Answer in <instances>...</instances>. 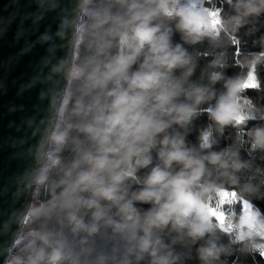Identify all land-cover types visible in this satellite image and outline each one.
<instances>
[{
	"label": "clouds",
	"instance_id": "clouds-1",
	"mask_svg": "<svg viewBox=\"0 0 264 264\" xmlns=\"http://www.w3.org/2000/svg\"><path fill=\"white\" fill-rule=\"evenodd\" d=\"M204 2L80 0L79 18L61 36L64 56L41 93L48 123L36 145L32 196L3 264H176L172 246L184 238L204 240L198 258L214 264L226 251L217 233L264 259V213L249 199L259 186L255 176L241 185L250 164L235 146L249 121L264 120L245 95L261 88L264 36L261 50L246 54L239 36L264 16V0ZM174 30L183 43L172 42ZM206 40L213 51L197 52L212 57L203 84L191 79L196 63L184 44ZM228 48L242 70L234 77L216 70L228 66ZM205 113L211 123L190 145L188 127ZM228 128L236 140L220 147ZM247 136L249 155L264 152V125ZM228 195L255 210L217 211Z\"/></svg>",
	"mask_w": 264,
	"mask_h": 264
},
{
	"label": "water",
	"instance_id": "water-1",
	"mask_svg": "<svg viewBox=\"0 0 264 264\" xmlns=\"http://www.w3.org/2000/svg\"><path fill=\"white\" fill-rule=\"evenodd\" d=\"M80 0H0V264L11 258L28 186L38 166L37 142L48 123L46 79L64 56L65 29L79 18ZM64 45V47H62Z\"/></svg>",
	"mask_w": 264,
	"mask_h": 264
},
{
	"label": "trees",
	"instance_id": "trees-1",
	"mask_svg": "<svg viewBox=\"0 0 264 264\" xmlns=\"http://www.w3.org/2000/svg\"><path fill=\"white\" fill-rule=\"evenodd\" d=\"M206 4L210 6V4L206 0ZM211 4L217 7L221 6L222 0H211ZM225 12H230V9L226 4L223 5ZM174 27V26H173ZM239 36L241 38V51L243 53L248 52H258L261 50V37L264 36V16L259 18L250 19L249 23L245 28H241L239 31ZM172 42L175 43H183L181 40L180 34L178 32H173ZM184 47L188 49L189 53L194 57V61L196 63L195 74L191 77L192 81L197 83L207 84V72L212 69H206V65L209 60L212 59L209 56L207 59L203 57L197 56V52L203 51H213L212 46L206 40L202 44L189 45L184 44ZM222 48H217L214 51H222ZM235 49L228 48L227 49V64L228 66L224 69H216L218 71H222L225 77H234L237 74L241 73V69L238 66H234V62L232 60V53ZM202 71L204 73V77L201 80ZM259 78L261 81L260 90H252L245 95L249 96L252 100V103L256 106L257 109L264 111V65H261L258 68ZM217 92L223 91L222 83L216 84ZM202 107H207V105H202ZM211 121L209 120L207 114H202L197 118H194L191 125L188 127L187 134V142L190 145L197 144V137L199 135L200 130L207 127ZM264 125V120L256 119L248 122V126L241 133V142L236 144V147L240 148L241 158L250 164V168L242 171L240 175L241 185L245 184L249 177L255 176L256 178L252 180L253 185L259 186V192L255 197H249V199L253 200L254 204L258 206L259 211L264 213V203H261L257 197H264V184H261V180H264V152L256 151L251 155L248 154L249 148V138L247 136L248 129H251L255 126ZM182 132L184 130H181ZM237 130L228 128L225 129L224 138L221 141L220 147H224L227 145H233L236 140ZM259 169V172H257ZM144 170H142L143 173ZM141 173V174H142ZM136 187V186H134ZM253 206V205H252ZM237 214L242 213L241 203L236 204ZM176 236V233L172 234ZM219 239L217 240V244L224 245L226 251L221 253L220 259L215 261L214 264H264V259L258 253L252 254L248 252L240 251L239 244H230L229 237L224 235L223 233H217ZM165 241L171 243L169 237H165ZM205 243L204 240L199 241L197 244L193 245L190 240L184 238L183 241L177 239V242L172 246L174 250V254H178L180 259L176 262V264H203L202 261L198 258L197 248L200 245Z\"/></svg>",
	"mask_w": 264,
	"mask_h": 264
},
{
	"label": "rangeland",
	"instance_id": "rangeland-1",
	"mask_svg": "<svg viewBox=\"0 0 264 264\" xmlns=\"http://www.w3.org/2000/svg\"><path fill=\"white\" fill-rule=\"evenodd\" d=\"M204 7H209L206 4V0L204 2ZM237 201H238L237 197L228 195L222 201H217L214 207L216 208L217 211H219L221 208V204H223V206H224L223 210L225 212H227L229 215H234V214L238 215L237 214V207H236V204L238 203ZM253 210H255V209L252 205H250L248 203H243L242 213H249Z\"/></svg>",
	"mask_w": 264,
	"mask_h": 264
}]
</instances>
